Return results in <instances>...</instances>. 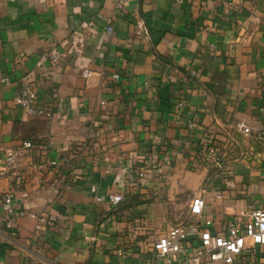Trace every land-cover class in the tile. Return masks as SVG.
Instances as JSON below:
<instances>
[{
	"label": "crops",
	"instance_id": "0c3cea01",
	"mask_svg": "<svg viewBox=\"0 0 264 264\" xmlns=\"http://www.w3.org/2000/svg\"><path fill=\"white\" fill-rule=\"evenodd\" d=\"M24 77L50 117L16 106ZM238 113L264 121V0H0V157L25 140L41 151L11 205L0 163V262L145 264L202 189V221L225 232L264 207V149L236 132ZM206 141L231 186L199 162ZM33 214L56 217L39 242Z\"/></svg>",
	"mask_w": 264,
	"mask_h": 264
},
{
	"label": "built area",
	"instance_id": "2783aa9c",
	"mask_svg": "<svg viewBox=\"0 0 264 264\" xmlns=\"http://www.w3.org/2000/svg\"><path fill=\"white\" fill-rule=\"evenodd\" d=\"M113 27H108L107 32L113 33ZM61 54L57 51L51 52L53 62H58ZM91 71L83 70V76L89 77ZM119 78L118 74L114 75ZM103 105L104 101L101 102ZM15 104L23 108L33 116L50 117L51 112L38 103L37 91L28 77L19 81V90L15 97ZM185 105L180 101L177 106L179 110ZM234 128L243 137L256 138L264 149V121L254 120L250 115L244 113L236 114ZM40 151L38 145L25 140L17 147L5 149L0 157L1 165L9 170L13 176V188L5 194L4 203L11 205L15 193L21 190L25 184L24 161L30 166L35 164V155ZM41 152V151H40ZM198 160L210 171L214 170L224 177L225 183L231 186V180L224 174L226 163L219 147L211 141H206L198 152ZM50 164L59 167L58 160H51ZM133 174L141 181L152 177V163L145 158H138L131 165ZM264 192V182L262 184ZM109 200L118 205L123 201L122 194H109ZM102 200V198H98ZM206 207L205 191L202 189L196 194L189 205L187 219L173 225L167 233L158 237L152 245L151 251L145 259V264H236L240 258L248 259L251 264H264L259 249L264 246V207L251 208L250 212L241 214L239 220L231 221L225 232L214 233L211 229L213 221L204 218ZM24 215L25 212H20ZM37 218L34 239L39 242L43 240L46 230L56 222L55 216L45 217L33 214ZM7 224L13 223V218H7ZM133 240L137 235H133ZM118 254L125 257L127 252L124 248H118ZM0 264H4L0 262ZM31 264H39L33 262Z\"/></svg>",
	"mask_w": 264,
	"mask_h": 264
}]
</instances>
